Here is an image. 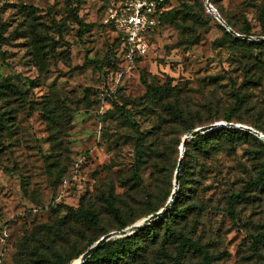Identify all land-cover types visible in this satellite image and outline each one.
Listing matches in <instances>:
<instances>
[{"label":"rangeland","instance_id":"374dc122","mask_svg":"<svg viewBox=\"0 0 264 264\" xmlns=\"http://www.w3.org/2000/svg\"><path fill=\"white\" fill-rule=\"evenodd\" d=\"M202 1L168 0L149 54L130 63L103 22L109 0H0V264H73L119 230L106 197L125 227L162 208L190 127L233 111L232 123L264 134V0H213L230 32ZM134 123L145 134L138 185ZM230 128L208 139V157L187 143L184 213L137 235L122 264H264V141ZM241 188L231 218L227 196ZM167 228L210 259L180 250Z\"/></svg>","mask_w":264,"mask_h":264},{"label":"trees","instance_id":"16d2710c","mask_svg":"<svg viewBox=\"0 0 264 264\" xmlns=\"http://www.w3.org/2000/svg\"><path fill=\"white\" fill-rule=\"evenodd\" d=\"M168 3H169L168 0H164V6H163V9H162L161 14H160L161 19H163L164 14L169 9ZM211 3L218 10V8L213 3V0H211ZM202 6L205 10V6H204L203 1H202ZM184 11H185V14H190L189 10L188 11L184 10ZM218 12H219V10H218ZM207 15L211 19L213 18L208 13H207ZM220 15H221V13H220ZM78 21H80V20H78ZM80 35H81V33H80ZM114 42L119 46V40L117 38H113V43ZM143 57H145V56H143ZM143 57H137L134 59L133 62H136L137 60L142 59ZM155 91H156V89L151 88L149 85L146 84V93L147 94H154ZM238 106H239V101L236 102V107H238ZM113 109L115 111L119 112L121 115H125V109L123 106H119L116 104ZM232 113H233V111L227 113L223 118L224 121L232 122L233 121L231 118ZM133 128H134V131H135L137 137H136L135 143H134V160L132 163V177H133L134 183L138 185V184L142 183V179H141V175H140V168H141V163H142V145L145 141V134L140 130L137 123L133 124ZM190 130H192V127H190ZM234 133H238V130L230 128V127H225V126H220V127L215 128V129H211L210 131H208L206 133L199 134V135L191 138L189 141H187L186 142L187 149L185 151L186 152L188 151V144L187 143L193 142L194 148L197 151H200V153H202L205 157H208L211 154L212 150H214V148H213L214 146H211L208 144L209 143L208 139L210 137L220 136L222 134L233 135ZM178 158H179V156H178ZM178 158H177V161H178ZM176 165H177V163H176ZM188 171H189V167L185 166V164H183V160H182L181 174L179 175V191H178L177 195L175 196V199H174V202H173L171 208L163 216H161L160 218L151 222L150 224L145 225L144 227H142L138 231L134 232L133 234L117 238V239H115L109 243L104 242L98 249H96L85 260V262L83 264H122V263H126L127 259L130 257H133L134 254L137 252L139 246H140V244L136 243V241H135V238L137 235H140L141 232L150 229V227L159 220L164 222V219L167 217L176 218V217H179L180 215H182L184 213V208L180 207L178 205V203L181 202L182 199L185 197L184 177L188 173ZM263 175H264V170L261 172L260 177H262ZM246 191L247 190L245 188H241L237 192L231 191L229 193V195L227 196V206L225 207V211L231 218L234 217V205H235V203L244 199ZM105 201L107 203V208L111 212L113 218L119 223V230L125 228V226L127 224L122 219L119 208L114 206V204L112 202V198L106 197ZM58 206L60 208L65 209L68 214H76L81 219L88 221L92 224L98 223L97 218L91 212L83 210L80 207L79 208H73L72 206H69L66 204H59ZM106 233H108V232L103 231L102 235H104ZM166 233L168 234V236L171 238V240L173 242L179 243L180 250H182L185 246H188L189 248H192L194 250H199V252L202 254V258L204 260L207 261L210 259V256L208 255V253L205 252L202 248H200V245L197 242L187 238L185 235H183L182 232H175L173 229L170 230L167 228ZM97 239L98 238L91 240L90 243L88 244V246L93 244ZM83 252L76 254L74 257L76 259H78V257ZM56 263L57 264H67L66 260L62 256H58Z\"/></svg>","mask_w":264,"mask_h":264},{"label":"built area","instance_id":"2783aa9c","mask_svg":"<svg viewBox=\"0 0 264 264\" xmlns=\"http://www.w3.org/2000/svg\"><path fill=\"white\" fill-rule=\"evenodd\" d=\"M208 4L210 7L205 0V10L215 18V7ZM163 6L164 0H109L103 22L116 33L113 38L119 40V46L123 44L121 53L128 62L149 54L150 37L160 22Z\"/></svg>","mask_w":264,"mask_h":264},{"label":"water","instance_id":"95a60500","mask_svg":"<svg viewBox=\"0 0 264 264\" xmlns=\"http://www.w3.org/2000/svg\"><path fill=\"white\" fill-rule=\"evenodd\" d=\"M209 2H210V0H206V4L208 7H210L208 4ZM212 12H213L215 18L219 22H221L224 27L227 28V31L230 32V30H231L230 26L222 19V17L219 15L218 11L215 8H213ZM220 126H227V127L235 126V127L245 128V129L253 132L255 134V136H257L258 138H260L264 141V134L262 132L255 130V129L248 127V126H241L240 124H234L232 122H226V121L214 122L212 124L196 127L194 129L190 130L189 132H187L182 137V141L180 144V154H179V158H178L177 165H176V168L174 171V176H173V190L171 192V195H170L168 201L165 203V205L162 208H160L159 210L147 215L146 217L142 218L141 221H138L137 223H135L131 226H127L123 229L108 232V233L102 235L78 257V260L74 264H83L85 262V260L107 240L112 239V238H116V237H123L126 235L133 234L134 232L138 231L139 229H141L145 225H148L151 222H153L156 219L163 216L171 208V206L174 202L177 190H178L179 172H180L181 165H182L186 141L190 138H193V137L199 135V134L206 133V132L210 131L211 129H215V128L220 127Z\"/></svg>","mask_w":264,"mask_h":264},{"label":"bare ground","instance_id":"6f19581e","mask_svg":"<svg viewBox=\"0 0 264 264\" xmlns=\"http://www.w3.org/2000/svg\"><path fill=\"white\" fill-rule=\"evenodd\" d=\"M76 261H77V260H76ZM76 261H75V262H76ZM75 262H74V263H75ZM74 263H73V264H74Z\"/></svg>","mask_w":264,"mask_h":264}]
</instances>
